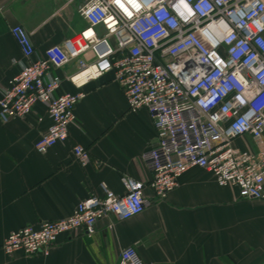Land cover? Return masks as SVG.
Here are the masks:
<instances>
[{
  "label": "built area",
  "instance_id": "built-area-1",
  "mask_svg": "<svg viewBox=\"0 0 264 264\" xmlns=\"http://www.w3.org/2000/svg\"><path fill=\"white\" fill-rule=\"evenodd\" d=\"M86 27L38 56L32 33L11 26L26 59L2 88L0 119H24L43 104L52 119L36 143L40 153L69 139L84 91L57 94L63 80L55 70L75 62L67 77L81 88L113 73L129 108H146L158 133L143 155L153 172L155 196L163 200L188 170L210 171L220 186L237 187L246 199H264V150H242L240 137L264 145V0H86L78 9ZM74 157L86 167L90 151ZM119 195L103 184L71 216L13 231L0 243L7 254L48 256L61 236L95 233L102 219H129L151 205L144 183L124 178ZM118 264H147L136 247L122 250Z\"/></svg>",
  "mask_w": 264,
  "mask_h": 264
},
{
  "label": "crops",
  "instance_id": "crops-1",
  "mask_svg": "<svg viewBox=\"0 0 264 264\" xmlns=\"http://www.w3.org/2000/svg\"><path fill=\"white\" fill-rule=\"evenodd\" d=\"M85 2L0 0V96L26 62L11 26L22 24L31 32L42 56L86 27L78 11ZM76 71L75 62L54 71L63 80L58 95L86 94L76 106L77 122L67 141L37 151V141L52 125L41 103L24 119H0V243L25 225L71 216L90 195L103 196V184L125 194V177L144 183L151 205L129 219H102L92 235L79 230L61 236L48 256L0 249V264H118L129 246L147 264H264V199L243 198L237 187L220 186L200 167L184 173L179 186L158 199L150 187L153 172L143 159L158 141L149 111L129 108L113 73L79 88L67 79ZM76 144L91 153L86 167L74 157ZM236 145L264 150L250 136L238 138Z\"/></svg>",
  "mask_w": 264,
  "mask_h": 264
}]
</instances>
